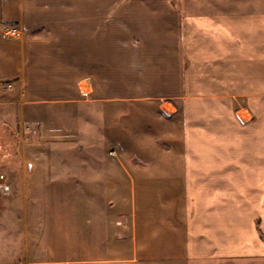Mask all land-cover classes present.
I'll use <instances>...</instances> for the list:
<instances>
[{"label": "crops", "instance_id": "crops-1", "mask_svg": "<svg viewBox=\"0 0 264 264\" xmlns=\"http://www.w3.org/2000/svg\"><path fill=\"white\" fill-rule=\"evenodd\" d=\"M198 1L0 0V121L48 184L28 263L264 264V0Z\"/></svg>", "mask_w": 264, "mask_h": 264}, {"label": "rangeland", "instance_id": "rangeland-1", "mask_svg": "<svg viewBox=\"0 0 264 264\" xmlns=\"http://www.w3.org/2000/svg\"><path fill=\"white\" fill-rule=\"evenodd\" d=\"M225 1L199 0L198 2L205 5L201 10L212 8L204 2L214 3L216 4L214 8L223 10L222 4ZM234 1L239 2V0ZM233 9H236L237 12L239 7L235 6ZM2 123L0 121V264H30L28 263L29 259H39L42 255L47 256V253L50 252L46 246L47 231H43L48 228L51 222V215L43 213L48 209L46 204L48 197L45 199L32 197L34 193L41 192L40 186L47 188L48 184H38L40 181L38 174H29L27 168L29 162L36 158L33 156L34 150L37 148L36 130L26 126L21 137L17 136L14 129ZM78 155L79 152L75 151L62 152L61 159H75L78 158ZM51 187L56 192L63 190L70 192L74 189V184L52 183ZM41 196V198L44 197L42 194ZM72 201L73 206L79 208L80 200L73 199ZM51 202L52 205L63 207L64 202L69 203V199L58 197L52 199ZM74 218L76 220L70 222L79 228L80 216L72 217V219ZM52 219L59 224L60 228L68 225V222H64L63 213L53 214ZM79 232L80 230H77L68 234L67 231H60L61 239L68 234L64 242L66 251L77 255H79V250L92 248L85 244V241H79Z\"/></svg>", "mask_w": 264, "mask_h": 264}, {"label": "built area", "instance_id": "built-area-1", "mask_svg": "<svg viewBox=\"0 0 264 264\" xmlns=\"http://www.w3.org/2000/svg\"><path fill=\"white\" fill-rule=\"evenodd\" d=\"M1 35L4 39L18 40L22 38L23 32L15 27H3L1 29Z\"/></svg>", "mask_w": 264, "mask_h": 264}, {"label": "bare ground", "instance_id": "bare-ground-1", "mask_svg": "<svg viewBox=\"0 0 264 264\" xmlns=\"http://www.w3.org/2000/svg\"><path fill=\"white\" fill-rule=\"evenodd\" d=\"M167 105H164L163 108L165 109Z\"/></svg>", "mask_w": 264, "mask_h": 264}]
</instances>
